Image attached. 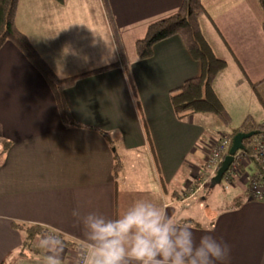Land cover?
<instances>
[{
    "label": "crops",
    "instance_id": "obj_1",
    "mask_svg": "<svg viewBox=\"0 0 264 264\" xmlns=\"http://www.w3.org/2000/svg\"><path fill=\"white\" fill-rule=\"evenodd\" d=\"M107 1L152 150L121 66L80 78L63 91L71 117L82 126L69 125L44 77L6 41L0 48V150L9 143L0 155V264H42L43 250L33 247L39 236L31 243L33 255L20 254L23 229L33 225L58 230L73 243L63 254V264H73L77 247L85 243L73 210L81 217L95 213L115 218L136 199H151L189 222L197 239L210 230L231 245V264H264V200L253 198L245 185V177L257 171L252 156L241 153L240 169L228 186L225 173L211 184L217 168L197 191L182 194L221 134L229 131L211 114L178 120L173 111L170 91L197 76L199 64L176 35L155 44L148 59L139 60L135 52L147 26L176 12L182 0ZM202 1L206 14L199 19L201 32L215 56L226 61L213 91L232 126L248 117L261 124L264 31L259 0ZM15 22L61 78L119 60L101 0H19ZM99 130L113 134L114 146ZM116 161L122 166L117 177ZM220 183L232 190L231 196L212 193ZM206 188L209 192H202ZM181 213L211 214L197 221L193 216L183 219Z\"/></svg>",
    "mask_w": 264,
    "mask_h": 264
},
{
    "label": "trees",
    "instance_id": "obj_2",
    "mask_svg": "<svg viewBox=\"0 0 264 264\" xmlns=\"http://www.w3.org/2000/svg\"><path fill=\"white\" fill-rule=\"evenodd\" d=\"M18 1L19 0H0V48L6 41L13 43L24 54L29 62L40 72L55 96L62 121L65 124L82 126L71 117L69 107L63 97V91L65 89L73 86V84L80 78L121 66L130 86L131 93L135 98V106L142 121L146 142L152 150L153 145L148 125L142 113L140 100L137 95V90L130 72L129 64L123 54L119 38L117 36L114 17L108 1L101 0L107 14L109 26L118 46L119 60L109 65L63 78L55 74L47 62L32 46L26 35L17 28L15 18ZM58 1L63 2V0ZM259 4L263 14L262 28L264 31V0H259ZM205 14L206 9L202 0H182L180 7L176 12L165 18L156 20L147 26L144 36L135 42V52L139 60L148 59L152 56L155 44L171 36H179L191 58L199 64L200 72L197 76L186 79L178 88L171 90L169 93L170 103L177 119L182 120L188 115L195 113L211 114L225 128L229 129L226 134L232 141V138L238 132L260 130V124L253 122V120L248 117L239 127L232 126L229 114L226 112L220 100L214 93L212 88L213 81L217 74L226 67V61L215 56L201 32L199 19ZM251 85L254 89L255 84L251 83ZM99 131L108 143L114 146L116 139L113 134L108 131ZM259 134L260 133L243 140L244 149L238 150L236 153L241 152L245 155L252 156L251 142L253 138ZM8 144V141L3 144V147L0 150V155L3 154ZM220 164L217 168L220 167ZM121 168L122 166L120 161H116L113 168L115 177L118 176ZM239 169L240 164H238V171ZM163 182L164 181L161 178L160 185L162 188L165 187ZM20 225H22L23 228L24 225ZM13 226L20 228L17 224H13ZM45 230L48 229L42 226L39 227V225L26 226L23 229L24 240L20 251L22 256H26V253L31 250V243L34 237H40L41 233ZM65 242L66 247H74L73 243L67 240H65ZM80 248L81 246L77 247V249Z\"/></svg>",
    "mask_w": 264,
    "mask_h": 264
},
{
    "label": "clouds",
    "instance_id": "obj_3",
    "mask_svg": "<svg viewBox=\"0 0 264 264\" xmlns=\"http://www.w3.org/2000/svg\"><path fill=\"white\" fill-rule=\"evenodd\" d=\"M84 245L74 264H231V245L210 230L197 239L189 222L169 215L151 199H136L115 218L89 213L81 217ZM42 264H63L66 242L58 230H45L38 240Z\"/></svg>",
    "mask_w": 264,
    "mask_h": 264
},
{
    "label": "built area",
    "instance_id": "obj_4",
    "mask_svg": "<svg viewBox=\"0 0 264 264\" xmlns=\"http://www.w3.org/2000/svg\"><path fill=\"white\" fill-rule=\"evenodd\" d=\"M259 135L255 136L251 142L252 158L257 166V171L245 177L246 191L257 200H264V121L260 124ZM231 140L227 134H223L209 153L204 167L194 173V182L183 191L185 197L202 186L217 170V167L227 155ZM241 152L233 156V161L225 172L223 179L228 186L232 180V175L238 172V164L241 160ZM78 252V250H77ZM76 252V254H77ZM76 257V255H75ZM74 264V263H73Z\"/></svg>",
    "mask_w": 264,
    "mask_h": 264
},
{
    "label": "water",
    "instance_id": "obj_5",
    "mask_svg": "<svg viewBox=\"0 0 264 264\" xmlns=\"http://www.w3.org/2000/svg\"><path fill=\"white\" fill-rule=\"evenodd\" d=\"M259 131H250V132H238L232 138L230 147L228 149L227 155L223 158L220 167L218 168L216 175L211 179V184L217 183L221 180L223 174L228 169L230 164L233 161V156L238 150H243V140L250 138L253 135L258 134Z\"/></svg>",
    "mask_w": 264,
    "mask_h": 264
},
{
    "label": "rangeland",
    "instance_id": "obj_6",
    "mask_svg": "<svg viewBox=\"0 0 264 264\" xmlns=\"http://www.w3.org/2000/svg\"><path fill=\"white\" fill-rule=\"evenodd\" d=\"M212 117H214V116L212 115ZM202 192L207 193V192H209V189L206 188V190H203ZM212 193H215L217 195L226 197V196H231L232 190L227 189V188L225 189L224 186H223V184L221 186V183H220V184L215 185V187L212 190ZM181 214H182V218L183 219H186L188 216H193V217H195V219H197V221H201V220L202 221H205V219H208L210 217V214L211 213H181ZM189 214H191V215H189ZM214 219L216 220V213H215V218ZM38 240H39V238L35 239V241L33 243V247L34 248H37L38 247ZM28 252L32 253V255L34 254V250L33 249L29 250Z\"/></svg>",
    "mask_w": 264,
    "mask_h": 264
}]
</instances>
